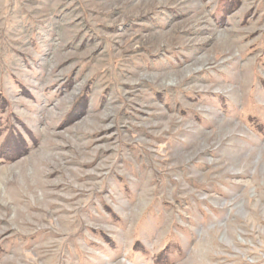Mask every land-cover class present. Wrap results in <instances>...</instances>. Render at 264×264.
I'll list each match as a JSON object with an SVG mask.
<instances>
[{"label": "rangeland", "instance_id": "obj_1", "mask_svg": "<svg viewBox=\"0 0 264 264\" xmlns=\"http://www.w3.org/2000/svg\"><path fill=\"white\" fill-rule=\"evenodd\" d=\"M0 264H264V0H0Z\"/></svg>", "mask_w": 264, "mask_h": 264}]
</instances>
